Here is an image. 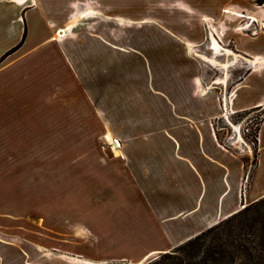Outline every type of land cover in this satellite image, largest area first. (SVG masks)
Instances as JSON below:
<instances>
[{
  "label": "crops",
  "instance_id": "1",
  "mask_svg": "<svg viewBox=\"0 0 264 264\" xmlns=\"http://www.w3.org/2000/svg\"><path fill=\"white\" fill-rule=\"evenodd\" d=\"M117 2L0 0V183L10 182L25 144L59 152L61 162L69 152L71 167L85 156L76 174L88 190L72 196L85 230L66 250L83 264H143L264 196V116L248 170V153L216 139L221 105L200 64L212 35L232 61L249 64L226 104L234 112L264 106V2L231 0L208 14L194 0H152L138 15L116 11ZM173 13L192 34L170 28ZM250 19L258 31L246 34ZM147 41L149 52L136 44ZM113 139L119 146L106 144ZM97 233L127 251L80 252Z\"/></svg>",
  "mask_w": 264,
  "mask_h": 264
},
{
  "label": "rangeland",
  "instance_id": "2",
  "mask_svg": "<svg viewBox=\"0 0 264 264\" xmlns=\"http://www.w3.org/2000/svg\"><path fill=\"white\" fill-rule=\"evenodd\" d=\"M116 1H119L116 5V11L138 15L145 11L147 5L152 0ZM194 1L197 9L205 11L208 14H219L221 8L231 2V0ZM243 1L258 5L253 0ZM172 15L169 21H167L170 28L177 32L190 31V34L193 33L192 28L190 27L189 29L187 24L180 20L177 13H173ZM234 21L240 22L237 18H234ZM257 31V24H250L244 30L246 34H253ZM225 36L227 34H220L224 43L226 41ZM230 37L234 36L230 35ZM146 43L147 46L143 48L141 43L136 42L140 46V49L149 52V42L147 41ZM240 43L242 44L243 42ZM251 44L256 45L258 42L255 41ZM230 46L233 47L231 42ZM222 51L225 53V49ZM212 53L213 50H207L208 57H215L218 62L229 61L228 66L225 68L221 67L220 64H211L206 59L201 58V70L204 75V82L208 86L206 90L212 92L218 98L221 105L219 115L212 119V127L214 126L215 129L219 130L223 142L228 146L238 150L243 156L248 153L246 167L249 170L254 167L256 149H253L250 137H246L245 134L248 132V126L252 124L251 121L255 122L262 118V108L264 106L252 110L241 119H237L236 113L230 112L231 109L226 104V99L229 98L228 96H230V92L236 84L237 75L241 74L249 64L240 56H235L232 61L230 55L224 53L216 55L217 52H215L214 55L216 56H213ZM222 79H224L222 82L217 83L218 80ZM225 105L227 109H225ZM225 111H228L226 118L222 114ZM235 125L239 127L233 132ZM107 138L110 139V136H107ZM114 141H117V139H113L111 142L106 141V144L109 146L114 145L115 147L119 146ZM37 144L36 142L33 145H23L28 150V153L15 151L16 159L22 160L21 164L19 167L16 166L13 169L12 178H10L9 183H0V248L4 251L0 252V264H83V262L67 257L68 253L66 254V250L70 247L68 246L70 241L72 242L77 239L75 235L85 230L81 227V223H78L81 222V219L75 212V205H73L74 198L72 196L86 195L87 193L88 184L76 174L77 169H82L87 158L84 156V158L77 162L79 165L76 163L71 167V153H61L63 158L61 162L59 152H44L42 151L44 146L38 144L39 147ZM17 148H21V146H17ZM79 154L83 155L85 153L80 152ZM42 155L44 156L40 158ZM39 158L44 160L46 166L41 164V167H39ZM27 159H31L32 161L27 162ZM58 236L64 239L62 243L57 241L56 238ZM97 236L100 237H96L91 242H80L78 250L84 254L102 257L112 255L113 251L117 248L121 251H127L126 248L119 247L118 241L103 238L99 233H97ZM40 239L44 244H38V240ZM7 241L13 243V246H9L8 249L6 248ZM71 248H73L72 245ZM175 250L176 247L167 250V252L172 253ZM163 253L153 254L144 263L155 259ZM105 258V260L109 261V264H116L117 262L116 260L109 259V257ZM4 260L5 263H1Z\"/></svg>",
  "mask_w": 264,
  "mask_h": 264
},
{
  "label": "trees",
  "instance_id": "3",
  "mask_svg": "<svg viewBox=\"0 0 264 264\" xmlns=\"http://www.w3.org/2000/svg\"><path fill=\"white\" fill-rule=\"evenodd\" d=\"M260 5L264 0H253ZM235 111L241 119L252 110ZM262 118L251 121L246 137H250L253 149H256L257 135ZM254 128L252 129V127ZM218 142L234 153L239 151L223 142L219 130L213 126ZM144 264H264V196L244 205L226 218L199 232L195 236L176 246L172 253L164 252Z\"/></svg>",
  "mask_w": 264,
  "mask_h": 264
},
{
  "label": "bare ground",
  "instance_id": "4",
  "mask_svg": "<svg viewBox=\"0 0 264 264\" xmlns=\"http://www.w3.org/2000/svg\"><path fill=\"white\" fill-rule=\"evenodd\" d=\"M225 11H226L227 13H231V14H235V15H241L240 13H235V12H232V11H230V10H228V11L225 10ZM254 20H255V19H250L249 21H247V23H248L247 26H245V25L242 26V29H243V30L247 29V27L250 26L251 21H254ZM243 24H244V23H243ZM252 24H253V23H252ZM240 25H242V24H238V26H240ZM61 34H62V33H60L59 35H61ZM210 37H211V44H212L211 47H212V49H213L214 52H218L220 49H223V48L221 47V45L219 44V42L217 41V39H216L214 36L211 35ZM219 52H220V51H219ZM222 52H223V51H222ZM229 52L231 53V51H230L229 49H226V50H225V53H229ZM225 53H224V54H225ZM217 54H218V53H217ZM217 54H216V55H217ZM221 54H222V53H221ZM227 55H228V54H227ZM214 56H215V55H214ZM202 58H203V59H206V60L209 61L211 64H212V63H214V64H220L221 67H225V68H226V67L228 66V64H229V63H228L229 61H228V62H225V61H224V62H218V60H216L215 57H208L207 55H206V56H202ZM223 80H224V79H222V80H218L217 83H218V82H222ZM235 128H237V127H235ZM82 262H83V261H82Z\"/></svg>",
  "mask_w": 264,
  "mask_h": 264
},
{
  "label": "built area",
  "instance_id": "5",
  "mask_svg": "<svg viewBox=\"0 0 264 264\" xmlns=\"http://www.w3.org/2000/svg\"><path fill=\"white\" fill-rule=\"evenodd\" d=\"M225 109H227V108H226V105H225ZM229 110H230V109H229ZM227 112H228V111L222 112V114H223V116H224L225 118L227 117ZM230 112H234V111L230 110ZM227 121L230 122L229 120H227ZM235 127H237V128H235ZM235 127H234L233 132L236 131V129H238L239 126H238V125H237V126L235 125ZM114 142L116 143V145H119L118 141H114Z\"/></svg>",
  "mask_w": 264,
  "mask_h": 264
},
{
  "label": "water",
  "instance_id": "6",
  "mask_svg": "<svg viewBox=\"0 0 264 264\" xmlns=\"http://www.w3.org/2000/svg\"><path fill=\"white\" fill-rule=\"evenodd\" d=\"M164 252H167V251H164Z\"/></svg>",
  "mask_w": 264,
  "mask_h": 264
}]
</instances>
